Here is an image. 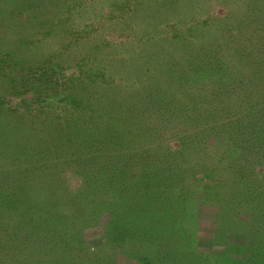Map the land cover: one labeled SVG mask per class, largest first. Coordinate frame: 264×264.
I'll return each mask as SVG.
<instances>
[{"label":"trees","instance_id":"1","mask_svg":"<svg viewBox=\"0 0 264 264\" xmlns=\"http://www.w3.org/2000/svg\"><path fill=\"white\" fill-rule=\"evenodd\" d=\"M67 1L72 0H0V13L6 22L27 17L18 24L22 31L43 10ZM197 2L138 0L136 6L148 27L165 9L184 11ZM241 3L231 22V11L211 27L192 19L181 35L174 29L159 40L179 46L170 57L164 44L140 41L133 59L128 57L134 62L129 69L148 65L145 76L141 67L140 73L130 69L135 81L108 85L103 97L94 99L97 110L86 106L90 95L71 103L80 109L83 103L86 110L64 120L69 131L41 135L32 129L20 136L0 126V264H97L80 243L81 228L97 225L105 212L104 240L143 245L144 256L154 264L148 255L149 225L157 214L174 208V192L185 188L178 179L187 167L190 183L217 174L236 185L215 188L229 196L243 194L244 207L255 213L251 220L261 230L256 233L258 245H233L242 251L216 260L185 257L172 249L160 256L159 264H264V170L255 171L264 155V0ZM13 94L9 100L14 98L18 110L29 102L23 94ZM29 104L28 113L36 103ZM215 139L223 145L211 159L208 144ZM67 171L79 179L74 188L64 177ZM234 201H222V211L235 210L228 208ZM116 234L123 237L116 239Z\"/></svg>","mask_w":264,"mask_h":264},{"label":"rangeland","instance_id":"2","mask_svg":"<svg viewBox=\"0 0 264 264\" xmlns=\"http://www.w3.org/2000/svg\"><path fill=\"white\" fill-rule=\"evenodd\" d=\"M80 1H84L83 6L77 7ZM137 1H67L58 4L57 8L43 10L39 13L41 15L34 17L37 19H33V23H24L25 29L22 31L18 24L27 17L22 21L6 22V16L0 13V126L20 136L21 132L28 135L32 129L41 135L63 129L66 125L64 120L77 117L86 106L97 110L94 99L103 97V89L108 88V85L119 80L124 84L134 82L136 76L130 73V69L140 73L138 70L141 67V77L145 76L148 65L144 68V64L139 63L136 69L133 66L129 69V65L134 63L132 53L141 45L140 41L152 39V43L159 44L157 47L164 44L163 51L166 57H170L179 46H170L159 40L172 35L174 29L181 35L192 19L201 27H205L204 24L211 27L226 18L229 11L233 13L236 5L243 4L242 0H198L184 11L179 8L171 11L165 9L151 21L153 23L145 27L139 14L141 7L136 6ZM132 8L138 11L134 15H131ZM236 14L230 15V22ZM142 49L146 50L147 47ZM128 57L132 58L131 61ZM16 91L29 101L24 102L25 106L19 110L13 102L14 98L9 100ZM88 95L92 100L86 106L82 103L81 109L72 107L74 103L84 101ZM31 100L36 104L28 113L25 108L30 106ZM69 128L63 130L69 131ZM167 144L171 147L176 145L172 141ZM208 145L207 155L215 159L223 143L215 139ZM261 158L255 170L257 172L264 170V155ZM189 166L195 173L198 171L193 163ZM189 173L187 167V171L178 179L185 188L183 192H174V208L167 209L165 215L157 214L158 217L149 225L151 231L146 230L150 236L148 255H151L149 258L154 264H159L160 256L169 255L172 249L176 250L177 255H200L216 260L218 256L223 257L229 252L240 253L242 250H236L235 245L250 246L258 241L256 233L261 230L251 220L255 213L244 207L243 194L230 193L229 196L215 188L221 184L226 188H236L233 182H225V178L220 179L214 174L211 179L190 183L192 178ZM64 177L69 187L74 188L79 184L78 177L69 171ZM227 199H236L228 205L229 209L235 210L222 211V201ZM238 201L240 207H237ZM108 218L106 212L101 213L97 225L81 228L83 241L80 243H83V249L94 254L97 264H149L142 250L143 245L134 247L119 243L121 240L108 244L104 240ZM227 219L228 222L221 224ZM154 233L158 234L156 238ZM121 237L123 235L116 234V239ZM134 252H138L139 256H132ZM248 252L250 256L253 255L250 249ZM232 257L240 258V255Z\"/></svg>","mask_w":264,"mask_h":264}]
</instances>
